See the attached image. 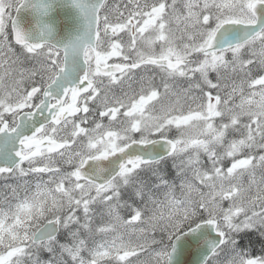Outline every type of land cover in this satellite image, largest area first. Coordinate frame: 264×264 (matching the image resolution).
I'll return each mask as SVG.
<instances>
[{
    "label": "snow or ice",
    "instance_id": "snow-or-ice-1",
    "mask_svg": "<svg viewBox=\"0 0 264 264\" xmlns=\"http://www.w3.org/2000/svg\"><path fill=\"white\" fill-rule=\"evenodd\" d=\"M0 264H264V0H0Z\"/></svg>",
    "mask_w": 264,
    "mask_h": 264
}]
</instances>
